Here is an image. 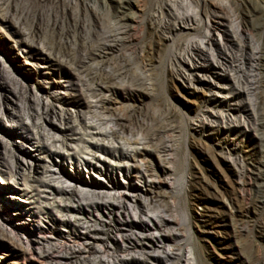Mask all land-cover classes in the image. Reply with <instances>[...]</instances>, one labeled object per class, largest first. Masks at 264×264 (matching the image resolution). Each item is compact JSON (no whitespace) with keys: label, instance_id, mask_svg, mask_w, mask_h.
Segmentation results:
<instances>
[{"label":"bare ground","instance_id":"1","mask_svg":"<svg viewBox=\"0 0 264 264\" xmlns=\"http://www.w3.org/2000/svg\"><path fill=\"white\" fill-rule=\"evenodd\" d=\"M29 1L44 14V23L40 17L30 29L24 27L27 17L0 1V25L16 35L4 51L24 46L31 60L25 65L57 68L58 74L38 72L41 81L30 88L25 70L0 53V119L13 124L0 123V142L6 146L1 184L19 194L13 184L19 176L21 195L33 200L8 213L6 198L15 197L0 196V210L10 216L7 223L0 217V241L35 251L48 264H191L192 250L178 242L182 234L173 226L180 229L181 222L157 181L172 171L169 139L179 129L176 117L149 114L137 103L152 96L149 72L162 62L161 48L168 45L170 78L179 76L193 92L206 90L194 131L218 120L210 110L214 106L249 110L226 100L249 94L239 88V76L222 69L231 61L228 46H240L230 9L218 0H194L203 15H210L206 27L183 0ZM48 12L54 14L52 22ZM204 26L200 39L185 38L201 34ZM217 31L224 34L220 44L214 40ZM65 77L72 81V93L62 92L57 81ZM222 82L232 84L226 94ZM34 149L40 156L32 154ZM260 177L256 173L255 182ZM20 231L29 236L25 246Z\"/></svg>","mask_w":264,"mask_h":264},{"label":"rangeland","instance_id":"2","mask_svg":"<svg viewBox=\"0 0 264 264\" xmlns=\"http://www.w3.org/2000/svg\"><path fill=\"white\" fill-rule=\"evenodd\" d=\"M0 1L5 7L8 5L10 11L15 6L14 9L19 13L17 16L27 17L25 28L30 29L38 24L40 12L33 8L29 0ZM183 1L190 3L192 17H198L206 27L211 24L210 15H203L194 0ZM218 1L230 9L227 14L232 25L239 29L240 41L238 47L235 44L228 46L227 53L232 55L229 54L232 66L227 62L222 69L239 76V88L249 93L248 96L242 94L236 98L227 95L226 100L232 101V104H245L249 110H229L227 106H214L210 110L218 120L209 122L205 129L194 131L195 126L192 124L205 109L206 90L193 92L179 76L170 78L167 66L173 64V58L168 45L161 48L162 62L156 63L149 72L152 96H144L137 104L149 114L158 116L173 113L176 117L179 129L169 139L173 149L169 157L173 162L172 171L160 175L157 181L160 182L159 191L168 195L174 213L181 222L180 229L173 226L182 234L178 242L192 250L191 264H264V165L260 170L256 169L259 162L264 164V0ZM48 13L51 14L46 18L52 22L54 14ZM41 18L44 23V14ZM12 31L8 25H0V53L2 58L8 62L15 61L17 68L25 70L29 77L24 80L30 88L39 85L37 81L41 79L38 78V72L47 71L57 76V68L46 70L44 65L39 68L25 65V62L30 63L31 60L27 58L28 52L24 46L19 51L5 52L4 49L16 40ZM204 34L205 26L201 34L191 33L185 38L200 39ZM222 35V31L215 32L216 44L222 42ZM57 81L64 86L62 92L72 93L71 79L65 77ZM227 83H223L225 94L232 86ZM44 86L48 87L46 84ZM122 103L118 102V106L122 107ZM0 123L8 128L13 125L7 118L0 119ZM14 124L19 126V123ZM15 144L18 147L20 145L17 142ZM5 148L0 142V157L5 154ZM32 154L40 156L36 149ZM41 156L44 158V154ZM149 161L155 163L157 159L150 158ZM258 170L262 177L255 182ZM37 175L43 176L42 173ZM19 178L16 177L18 184L13 181L19 194H11L6 189L7 185L1 184L4 181L0 177V196L14 195L16 198H6L8 213H15L16 209L28 207L33 202L30 196L21 195L24 187ZM118 178L125 181L121 174H118ZM20 211L24 213L22 217L26 221L34 222L35 218L26 215L25 210ZM4 213L7 210L1 209V220L7 223L10 216ZM55 214L61 216L56 211ZM18 237L22 246L29 241L25 232L20 231ZM0 264L48 263L35 251L22 252L10 241H0Z\"/></svg>","mask_w":264,"mask_h":264}]
</instances>
